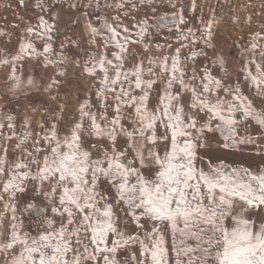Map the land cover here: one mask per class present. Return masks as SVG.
<instances>
[{
    "label": "snow or ice",
    "instance_id": "6c2138e0",
    "mask_svg": "<svg viewBox=\"0 0 264 264\" xmlns=\"http://www.w3.org/2000/svg\"><path fill=\"white\" fill-rule=\"evenodd\" d=\"M126 6L120 0L115 10ZM177 22L186 23L182 7L171 17ZM168 23L165 15L154 26ZM201 24L202 31L177 29L175 52L145 62L128 46L150 39L147 21L137 32L118 16L89 21L92 44L100 38L105 51H86L88 94L70 118L61 106L47 127L38 122L40 132L25 118L17 135L16 117L0 116V138L17 141L11 155L0 147V220L10 214L11 225L0 233L6 264H264V50L252 54L261 36L233 53V80L229 61L214 51L213 21ZM55 30L41 15L14 52L0 54L6 93L39 90L40 81L24 75L26 59L42 57L43 67L59 65L65 76V45L55 53L51 43ZM201 44L185 58H205L201 68L189 69L181 48ZM58 85L52 79L43 90ZM29 190L21 211L18 197Z\"/></svg>",
    "mask_w": 264,
    "mask_h": 264
},
{
    "label": "rangeland",
    "instance_id": "374dc122",
    "mask_svg": "<svg viewBox=\"0 0 264 264\" xmlns=\"http://www.w3.org/2000/svg\"><path fill=\"white\" fill-rule=\"evenodd\" d=\"M193 2L195 3L194 12L191 11ZM38 3L43 4L48 9L47 12L38 10ZM96 3L100 4L99 9L95 7ZM119 3L120 0H25L24 6H21L19 0H0V54L14 52L18 48L19 41L26 39V27L34 26L39 17L44 15L50 23L56 24V30L53 32L54 39L51 41L55 53L59 52L60 45L63 43L68 60L67 66L63 69L65 76L61 77L57 74L60 70L59 65L45 68L42 65V57L39 60L26 59L24 75L31 73L33 78L40 81V87L39 90H33L30 95L24 97L6 93L4 79L0 76V116L7 113L16 117L17 135L21 131L20 122L25 118L32 121L33 134L40 132L38 122L45 121L47 127L48 118L53 114H60L61 106H63V115L70 118V114L79 106L81 99L88 94L90 78L85 74V53L96 51L99 55L105 51L100 38H97L96 45L92 44L90 32L86 27L89 21L94 26H99L104 19L111 22L118 16L120 22L133 32L138 31L136 25H142L144 21H147L150 27V39L146 38L139 44L128 46L130 54L136 58H144L145 62L149 57L159 58L173 54L179 47L177 41L180 31H186L189 27L203 30L201 18L204 22L213 21L214 51L229 61L227 71L233 80L239 68V61L233 59V53L239 46L250 48L253 38L260 33L261 38L255 40L260 48L254 50L252 54L258 56L259 51L264 50V0H127L125 9L118 12L115 6ZM73 4L76 5L75 8L72 7ZM89 4L93 6L88 7ZM173 4L178 8L182 7L185 24L171 23V17L178 11V8L172 7ZM165 15L169 17V23L159 28L155 27L160 17ZM53 17L54 19H51ZM97 17H100L99 21ZM200 31H197V35H200ZM42 43V41L37 42L39 51H42ZM157 44L164 50H157ZM145 45H150L147 52L143 50ZM201 47L202 44L181 48V59L189 69L200 70L201 62L205 58L199 57L195 63L185 58L190 57L193 51L199 52ZM107 51L110 53L112 49L109 48ZM208 52L211 55L213 49L209 48ZM76 61H79V66L75 63ZM218 71L221 76L225 75L223 70ZM52 79L58 80L59 85L50 91H44V87ZM244 90L250 98H253L251 89ZM9 135V131L5 128L3 137ZM16 143V139L6 141L0 138V147L6 145L10 155L14 152ZM251 163L259 164L260 157L253 158ZM32 195L34 193L29 190L24 196L18 197L21 211L25 201ZM0 213H3L2 205H0ZM22 218L25 225L30 227L32 224L30 214L24 212ZM10 226L9 214L0 220V233L7 234ZM0 264H6L3 253H0Z\"/></svg>",
    "mask_w": 264,
    "mask_h": 264
}]
</instances>
